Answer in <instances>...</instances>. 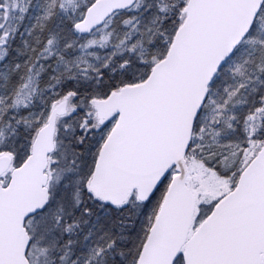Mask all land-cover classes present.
Masks as SVG:
<instances>
[{
    "label": "snow or ice",
    "instance_id": "6c2138e0",
    "mask_svg": "<svg viewBox=\"0 0 264 264\" xmlns=\"http://www.w3.org/2000/svg\"><path fill=\"white\" fill-rule=\"evenodd\" d=\"M0 264H264V0H0Z\"/></svg>",
    "mask_w": 264,
    "mask_h": 264
}]
</instances>
